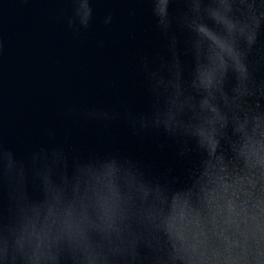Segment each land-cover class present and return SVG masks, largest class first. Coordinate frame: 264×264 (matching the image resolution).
Listing matches in <instances>:
<instances>
[{"label":"water","instance_id":"95a60500","mask_svg":"<svg viewBox=\"0 0 264 264\" xmlns=\"http://www.w3.org/2000/svg\"><path fill=\"white\" fill-rule=\"evenodd\" d=\"M77 6L0 0V149L25 171L23 193H10L7 178L0 184V264H264V181L248 189L256 220L243 234L213 235L198 217L217 188L234 187L227 122L243 140L235 153L264 155V112L251 107L260 93L241 55L257 35L248 68L264 80V0L205 5L217 7L222 28L206 12L198 21L201 0L191 10L186 0H157V17L151 0H89L87 27ZM226 72L233 83L239 74L227 115L215 104ZM157 107L198 152L181 155L163 129L133 126ZM21 195L31 203L7 240ZM86 203L96 220L89 231L83 213L76 219ZM59 215L64 235L53 241Z\"/></svg>","mask_w":264,"mask_h":264},{"label":"clouds","instance_id":"9594fccd","mask_svg":"<svg viewBox=\"0 0 264 264\" xmlns=\"http://www.w3.org/2000/svg\"><path fill=\"white\" fill-rule=\"evenodd\" d=\"M153 4V14H156V2L157 0H151ZM192 9V0H186ZM73 3L78 5L75 9L76 15L80 17V23L87 27L91 19V8L89 6V0H73ZM170 3V0H169ZM242 3V0H241ZM207 4H215L219 6V0H201V7L198 13L197 19L199 21L200 14L202 12L208 13L209 19L216 24L215 18L211 15V10L217 7H205ZM86 9V15L82 16V10ZM188 15L183 17V20L187 19ZM111 17L105 20V23H110ZM71 24L72 21H69ZM203 23V22H199ZM160 21L158 19V26ZM204 24V23H203ZM217 25V24H216ZM223 27L222 25H217ZM257 35L253 37L250 42L245 41L246 48L241 50L246 72L248 75V83L255 88L260 94L256 95L253 100L251 107L256 112H264V80H257L256 77L249 71L248 68V53L251 51L252 46L256 42ZM235 83L229 79L228 72L225 73L222 81L220 91L217 93L215 98V104L217 109L225 113L229 112V105L227 104V98L229 97L231 90L234 89L238 83V73H233ZM153 79V74L151 75ZM154 80V79H153ZM155 91V90H154ZM161 111L158 107L155 109L153 114L149 116H143L138 120H132L133 126L138 125L139 129L146 131L149 129L160 130L163 129L165 134L169 137L177 140L181 145V155H185L192 152H198V144L194 142L193 138L184 130V128L163 122L158 119V112ZM90 116H95V113H90ZM104 118H109L108 113L101 114ZM184 122H188L192 119L191 113H185L180 118ZM237 143H243L241 136L235 133L231 127L230 121L225 124L224 136H223V149L227 159L231 161L232 168L235 172L236 180L234 187L231 190L225 191L223 188H217L214 198H207L206 200V215L200 216V223H204L209 227L210 232L213 235H225L227 233H240L242 227L248 225L249 220H256L255 216H250L248 212V202L252 199V193L248 191L249 188L256 189L259 187L262 181H264V155L257 150L253 155L248 157H241L233 151V146ZM11 160L12 164L9 166L5 161ZM35 166V165H33ZM43 190L45 192V179L42 173H39ZM7 178L10 193L19 191L23 193L22 181L25 178L24 168L17 163L11 152L0 149V184L3 183L4 179ZM31 202L28 201L23 195L16 199V212L15 216L10 225L7 226V235L5 238H13L15 240L14 230L17 227L12 225H20L21 218ZM261 202L257 200L256 208L259 209ZM81 213L86 216L87 224L83 225L91 229L89 226L96 224V220L93 218L89 211V207L86 206L83 209H76V219H79ZM64 217L62 215L57 216L55 223L51 226L50 236L53 241H56L57 237L64 235ZM61 242V241H60ZM59 242V243H60Z\"/></svg>","mask_w":264,"mask_h":264}]
</instances>
